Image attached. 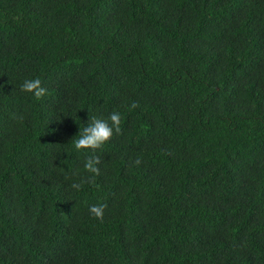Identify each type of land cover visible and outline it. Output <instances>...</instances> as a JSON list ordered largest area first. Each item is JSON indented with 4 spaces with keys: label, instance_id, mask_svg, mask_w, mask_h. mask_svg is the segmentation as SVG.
<instances>
[{
    "label": "trees",
    "instance_id": "16d2710c",
    "mask_svg": "<svg viewBox=\"0 0 264 264\" xmlns=\"http://www.w3.org/2000/svg\"><path fill=\"white\" fill-rule=\"evenodd\" d=\"M0 264H264V0H0Z\"/></svg>",
    "mask_w": 264,
    "mask_h": 264
},
{
    "label": "clouds",
    "instance_id": "9594fccd",
    "mask_svg": "<svg viewBox=\"0 0 264 264\" xmlns=\"http://www.w3.org/2000/svg\"><path fill=\"white\" fill-rule=\"evenodd\" d=\"M21 90L32 93L36 99H41L47 94V89L42 86L39 78L24 80L21 85ZM136 106L135 103L132 105V107ZM121 131V115L119 112H112L106 119L91 116L88 125L81 129L78 138L73 141L74 148L77 151L83 149H91L93 151L101 149L114 135L121 133ZM100 162L99 156H89L84 163V168L87 172L98 176L100 174V168L98 167ZM139 163L140 160L137 159L136 164ZM94 176L83 182L94 184ZM71 187L80 190L82 183H73ZM106 207L107 205H93L89 211L96 218L103 220Z\"/></svg>",
    "mask_w": 264,
    "mask_h": 264
}]
</instances>
